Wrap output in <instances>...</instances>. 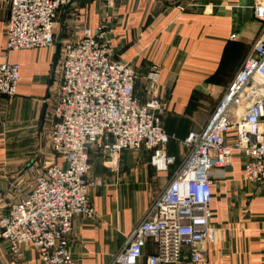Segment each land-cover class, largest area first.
<instances>
[{"label": "built area", "instance_id": "2783aa9c", "mask_svg": "<svg viewBox=\"0 0 264 264\" xmlns=\"http://www.w3.org/2000/svg\"><path fill=\"white\" fill-rule=\"evenodd\" d=\"M63 5V0H8L6 49L52 47ZM252 13L260 26L227 90L205 127L180 140L162 125L165 105L154 95L160 77L156 66L143 78L148 98L141 102L134 94L138 74L130 63L110 57L103 25L83 27L60 46L57 93L44 116L50 150L60 163L37 172L28 162L29 190L0 215V244L14 259L29 245L41 264H75L67 248L73 218L94 217L88 192L102 185L87 178L90 150L97 149L113 171L119 170L122 151L145 150L149 165L167 172L176 159L166 146L177 140L184 152L172 178L109 264H139L148 242L153 252L144 264H177L185 250L191 261H202L200 246L213 245L217 238L209 209L213 180L224 177L234 155L242 161L245 181L264 180V0ZM19 68L0 63V100L16 96Z\"/></svg>", "mask_w": 264, "mask_h": 264}, {"label": "crops", "instance_id": "0c3cea01", "mask_svg": "<svg viewBox=\"0 0 264 264\" xmlns=\"http://www.w3.org/2000/svg\"><path fill=\"white\" fill-rule=\"evenodd\" d=\"M260 1L63 0L52 47L11 51L5 47L4 34L8 0H0V63L20 67L16 96L0 100V215L29 190L32 175L27 163L40 168L48 164L50 152L39 144L38 134L58 69L59 57L54 66L58 46L78 36L83 27L103 25L110 57L130 63L138 74L134 94L141 102L148 98L143 78L150 66L158 68L154 95L165 105L162 125L180 140L205 127L227 90L259 29L252 11ZM177 140L166 146L176 159L167 172L155 171L145 150L122 151L118 171L107 167L97 149L90 150L87 178L99 179L102 185L88 192L94 217L73 218L67 248L75 264L111 262L172 178L184 152ZM52 162L60 160L54 156ZM210 192L216 242L200 246L202 261H191L185 250L177 264H264V180L245 181L242 161L234 155L224 177L213 180ZM21 250L16 260L0 244V264H41L31 246ZM152 252L148 242L139 264Z\"/></svg>", "mask_w": 264, "mask_h": 264}, {"label": "rangeland", "instance_id": "374dc122", "mask_svg": "<svg viewBox=\"0 0 264 264\" xmlns=\"http://www.w3.org/2000/svg\"><path fill=\"white\" fill-rule=\"evenodd\" d=\"M57 71H58V69H57ZM57 71H56V74H55L54 83L49 88L50 91H49V99H48V105H47L48 108H47L46 112L51 109V106L53 105V102L55 100V96H56V93H57L58 77H59ZM262 92H264V90H262ZM38 140H39V144H41L42 148H46L50 152L49 158L46 159V162L47 163H51L53 161L54 155L51 152L50 147H49L48 126L45 123L43 125L42 132L40 134H38ZM34 152H36L37 155H42L39 151H34ZM33 154H35V153H33ZM30 160H31V158H30ZM30 160H28V161H30ZM32 165L34 167L33 170L37 171V172L41 171L43 169V167H44V164H43L42 168H40L39 166H34V164H32Z\"/></svg>", "mask_w": 264, "mask_h": 264}, {"label": "water", "instance_id": "95a60500", "mask_svg": "<svg viewBox=\"0 0 264 264\" xmlns=\"http://www.w3.org/2000/svg\"><path fill=\"white\" fill-rule=\"evenodd\" d=\"M59 52H60V48L58 46L57 52H56V59L54 61V66H56V64H57V59L59 57ZM52 82H53V79L50 81V84H52ZM45 110H46V104L43 106V109H42V112H41V116H40V126L41 127L40 128H42V125L44 123Z\"/></svg>", "mask_w": 264, "mask_h": 264}]
</instances>
